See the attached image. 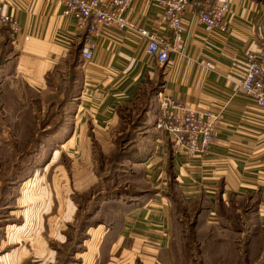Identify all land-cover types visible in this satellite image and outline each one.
Segmentation results:
<instances>
[{"label": "crops", "instance_id": "crops-1", "mask_svg": "<svg viewBox=\"0 0 264 264\" xmlns=\"http://www.w3.org/2000/svg\"><path fill=\"white\" fill-rule=\"evenodd\" d=\"M202 1L187 0L180 41L167 62L157 66L145 55L143 41L135 33L137 28H158L157 8L143 0H135L124 14L134 29L97 38L86 65L79 52L86 34L76 29L73 17L62 15L57 0H0V10L14 16L19 28L14 35L0 27V98L9 87L12 100L23 102L21 88H42L48 75L78 48L80 89L72 97L76 101L73 129L62 147L83 156L90 144L86 134L109 135L120 109L156 76L161 85L156 102L166 97L181 100L192 110L221 112L218 133L205 157L174 155L159 134L145 139L136 152L138 159L129 158L140 187L122 208L118 223L88 229V238L76 249L69 241L73 264H177L178 248L198 243L193 236L189 245L179 244L178 233L186 225L193 234L202 235L198 250L206 248L209 256L212 251L207 248L217 240L234 237V243L247 251L264 241L260 236L264 231V110L239 88L244 54L264 51V0H226L230 9L224 33L204 32L196 23L194 3ZM82 90L88 94L80 95ZM92 181L87 185L92 187ZM25 212L29 223L0 224V264H68L66 257L63 262L57 258L50 241L35 238L40 224L33 221L42 212L50 213V207H28ZM184 214L192 215L185 218ZM52 232L65 236L56 229ZM17 238L22 239L20 244L9 248V239ZM253 252L251 264L260 259V251Z\"/></svg>", "mask_w": 264, "mask_h": 264}, {"label": "rangeland", "instance_id": "rangeland-1", "mask_svg": "<svg viewBox=\"0 0 264 264\" xmlns=\"http://www.w3.org/2000/svg\"><path fill=\"white\" fill-rule=\"evenodd\" d=\"M78 55L76 48L48 75L42 88H21L23 102L12 100L9 87L0 98V224L29 223L25 209L49 206L50 213L42 212L33 221L40 224L35 238L50 241L57 258L63 262L66 257L68 264L76 262L69 257V241L76 249V244L88 238V229L118 223L122 208L140 187L139 175L129 158L137 155L145 139L158 135L152 126L157 113L156 95L161 89L158 76L140 87L135 99L118 112L109 135L88 132L89 147L79 155L61 144L73 129L76 101L72 97L78 94L81 82ZM82 180L87 183L82 184ZM91 181L92 187L88 186ZM53 229L65 236L54 235ZM262 235L264 231H260ZM193 236L198 238L196 245L190 244ZM177 238L180 245L190 244L178 248L177 264H251L256 254L253 250L260 251V259L254 264H264V241L259 240L263 246L247 251L234 243V237L217 240L207 248L212 251L209 256L206 248H202L203 253L198 250L202 235L193 234L187 225L180 228ZM66 239V244L60 243ZM16 240L9 239V248H15L22 239Z\"/></svg>", "mask_w": 264, "mask_h": 264}, {"label": "built area", "instance_id": "built-area-1", "mask_svg": "<svg viewBox=\"0 0 264 264\" xmlns=\"http://www.w3.org/2000/svg\"><path fill=\"white\" fill-rule=\"evenodd\" d=\"M62 15L73 17L75 27L86 34L87 39L80 47L82 64L92 60L97 38L107 36L112 31L134 29L124 14L135 0H57ZM157 8L155 31L143 28L135 33L143 41L145 55L157 66L165 64L169 54L180 41L184 26L187 0H143ZM198 10L194 13L196 23L204 32L226 31L225 17L230 6L226 0L195 2ZM0 27H6L14 35L19 34L14 16L0 10ZM170 35V41L167 39ZM245 72L240 81L241 92L259 109L264 110V51L244 54ZM221 112L197 111L187 107L178 99L162 97L157 99V115L152 130L164 137L169 150L174 155L186 158L205 157L214 137L218 133Z\"/></svg>", "mask_w": 264, "mask_h": 264}, {"label": "trees", "instance_id": "trees-1", "mask_svg": "<svg viewBox=\"0 0 264 264\" xmlns=\"http://www.w3.org/2000/svg\"><path fill=\"white\" fill-rule=\"evenodd\" d=\"M134 157H135V156H134ZM134 157H132V158H134ZM134 159H138V158L135 157Z\"/></svg>", "mask_w": 264, "mask_h": 264}]
</instances>
